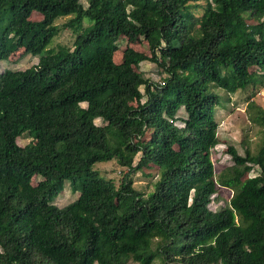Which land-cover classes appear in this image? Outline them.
Segmentation results:
<instances>
[{"label": "trees", "instance_id": "1", "mask_svg": "<svg viewBox=\"0 0 264 264\" xmlns=\"http://www.w3.org/2000/svg\"><path fill=\"white\" fill-rule=\"evenodd\" d=\"M81 1L0 0V61L75 35L72 48L0 73V264H264V138L255 155L227 147L233 165L217 179L210 155L213 89L264 88V0ZM145 61L161 83L139 70ZM248 106L264 128V109ZM112 160L124 169L118 185L92 168ZM151 163L159 177L145 197L132 177ZM65 181L79 196L58 208ZM218 187L233 195L211 211Z\"/></svg>", "mask_w": 264, "mask_h": 264}, {"label": "rangeland", "instance_id": "2", "mask_svg": "<svg viewBox=\"0 0 264 264\" xmlns=\"http://www.w3.org/2000/svg\"><path fill=\"white\" fill-rule=\"evenodd\" d=\"M82 5L86 8L88 0H82ZM198 15L201 11L197 12ZM30 19L36 21L40 19V15L33 12ZM69 20V17L58 19L55 25L61 27ZM6 23V22H5ZM90 25L87 20L84 21L83 27ZM3 28V24L0 23V31ZM82 32V30L80 31ZM75 39L74 33L70 29L61 30L59 35L55 37L51 43L45 48V50L39 56H33L26 52L24 49H19L16 53L10 56L7 60L0 61V73L5 70L23 71L38 63L40 56H44L47 51L57 50L59 46H65L72 48ZM127 45L125 39H120L116 42L118 50L113 54V61L117 64L121 62L122 47ZM133 49L136 51L144 52L148 54L147 47L144 43L133 44ZM139 70L145 75L147 79L155 83H161L165 77L164 74H160L157 66L151 62H142L139 66ZM252 71H257L256 68H252ZM247 89L245 91H237L234 94H227L222 90L214 88L213 91L221 97L220 106L215 110V120L218 124L217 139L218 145L211 151V160L214 166L215 179L226 168L233 165L230 156L227 154V147H233L237 152L244 156L246 149L252 155H255L261 145L264 138V128L257 125L251 119L256 110L249 108L248 104L253 103L256 107L264 109V88ZM140 91L143 92V87H140ZM132 105H135L133 103ZM82 107H86V104H81ZM178 118H186V114L183 109L177 112ZM95 124L102 126L103 123L100 119L95 120ZM176 125L182 127L181 122H176ZM32 141V138L28 135H22L17 139V145L24 147ZM139 155L135 158L134 164L137 162ZM93 170L97 171L99 175L107 180H113L115 185H118L121 181L124 169H121L115 160L100 162L93 165ZM259 170L255 168L250 172L247 177H254L258 174ZM159 177V167L155 163H151L148 169L137 172L133 175L134 181L133 188L141 192L145 197L153 192V184ZM40 177H34L31 181L32 186H36ZM233 195V191L224 187H218L216 193L211 197V202L208 209L216 211L219 207L228 206L229 201ZM79 196V191L74 192L71 190L70 182L65 181L62 190L58 196L54 199L53 204L58 208H63L68 204L74 202ZM156 248V240L152 242L151 251ZM129 264H136L130 262ZM153 264H164L161 258L154 260Z\"/></svg>", "mask_w": 264, "mask_h": 264}]
</instances>
